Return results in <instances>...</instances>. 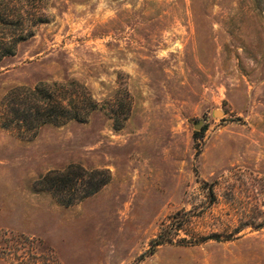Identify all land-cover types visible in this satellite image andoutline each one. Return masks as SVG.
<instances>
[{"label":"rangeland","instance_id":"374dc122","mask_svg":"<svg viewBox=\"0 0 264 264\" xmlns=\"http://www.w3.org/2000/svg\"><path fill=\"white\" fill-rule=\"evenodd\" d=\"M40 5L47 20L0 61V264H264V0ZM66 79L98 104L87 122L1 126L12 88ZM72 163L111 180L70 206L35 190ZM215 233L230 240L179 243Z\"/></svg>","mask_w":264,"mask_h":264},{"label":"trees","instance_id":"16d2710c","mask_svg":"<svg viewBox=\"0 0 264 264\" xmlns=\"http://www.w3.org/2000/svg\"><path fill=\"white\" fill-rule=\"evenodd\" d=\"M16 1L19 11L14 17L7 10L5 0H0V6L6 7L2 8L0 18L3 30H8L15 24L16 34L11 39L3 37L0 41V61L6 56L14 55L18 45L34 37L36 27L47 20L41 12L42 0ZM97 108L98 104L91 92L76 79L40 81L35 86H18L7 93L2 103L1 126L36 134L47 124L60 126L70 121L87 122ZM110 180L111 174L106 169L89 170L81 164L72 163L64 170H52L39 179L35 190L49 191L59 203L70 206L93 196ZM211 194L213 196L212 189ZM188 218V213L181 212L169 217L170 223L162 224L147 253L154 252L164 243H172V234L181 230ZM209 239L228 241L230 235L222 240V236L215 233L192 241L181 239L179 243L196 245Z\"/></svg>","mask_w":264,"mask_h":264},{"label":"water","instance_id":"95a60500","mask_svg":"<svg viewBox=\"0 0 264 264\" xmlns=\"http://www.w3.org/2000/svg\"><path fill=\"white\" fill-rule=\"evenodd\" d=\"M215 114H219V112L217 111V112H215Z\"/></svg>","mask_w":264,"mask_h":264}]
</instances>
